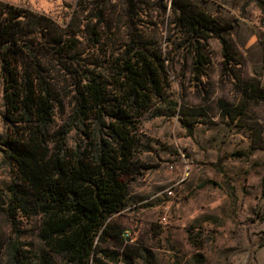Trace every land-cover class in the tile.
I'll list each match as a JSON object with an SVG mask.
<instances>
[{"label":"rangeland","instance_id":"rangeland-1","mask_svg":"<svg viewBox=\"0 0 264 264\" xmlns=\"http://www.w3.org/2000/svg\"><path fill=\"white\" fill-rule=\"evenodd\" d=\"M252 1L0 0L2 19L17 15L34 40L52 97L49 133L68 130L73 149L97 126L72 114L90 77L105 83L112 110L124 58L143 46L164 59L162 97L137 120L141 172L109 217L116 234L96 235L87 264H264V17L243 20ZM176 4L213 32L181 24ZM4 115L0 79V264H78L44 238L7 144L24 123Z\"/></svg>","mask_w":264,"mask_h":264},{"label":"trees","instance_id":"trees-1","mask_svg":"<svg viewBox=\"0 0 264 264\" xmlns=\"http://www.w3.org/2000/svg\"><path fill=\"white\" fill-rule=\"evenodd\" d=\"M257 3L264 11V1ZM178 20L193 32L213 29L204 16L189 14L185 5ZM0 11V59L5 119L18 126L8 140L18 178L38 202L43 235L54 249L78 264L97 254V234H116L109 217L126 205L131 180L141 165L137 156L138 118L154 97H162L166 77L164 59L138 46L122 61L121 91L112 110L105 83L90 77L77 93L72 114L97 126L83 130L86 142L78 148L49 133L54 110L51 93L40 74V63L30 30L20 32V22L2 19ZM36 23V22H35ZM31 41V43H30ZM23 69V70H22ZM17 206L21 199L14 198ZM108 229H111L110 233ZM99 251H104L100 248ZM136 254V253H134ZM98 260V259H96Z\"/></svg>","mask_w":264,"mask_h":264},{"label":"crops","instance_id":"crops-1","mask_svg":"<svg viewBox=\"0 0 264 264\" xmlns=\"http://www.w3.org/2000/svg\"><path fill=\"white\" fill-rule=\"evenodd\" d=\"M258 0L256 1H252L250 2V8H249V11L252 12V13H248V17H244L243 20L246 22H252L253 24L254 23H258V21L264 17V11L263 9L261 8V6L257 3ZM261 1H264V0H261ZM258 5H257V4ZM248 44L252 41V43L254 42L253 38H248ZM0 79H2V75L0 76ZM263 84V82L261 83ZM263 86V85H262Z\"/></svg>","mask_w":264,"mask_h":264}]
</instances>
